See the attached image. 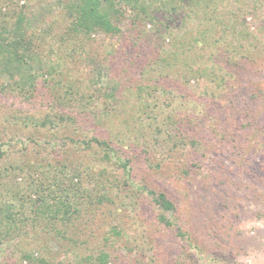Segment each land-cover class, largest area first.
<instances>
[{"label": "trees", "instance_id": "16d2710c", "mask_svg": "<svg viewBox=\"0 0 264 264\" xmlns=\"http://www.w3.org/2000/svg\"><path fill=\"white\" fill-rule=\"evenodd\" d=\"M122 6L131 13L123 28L116 22ZM61 9L66 27L57 34L53 22L31 30L23 11L12 21L9 11L0 10V76L6 81L0 82V94L40 100L48 108L35 117L9 114L0 105V244L40 228L71 242L83 200L91 205L111 200L101 194L89 199L80 184L82 175L93 177L83 165L92 155L104 165L102 171L110 165L121 170L117 181L148 197L159 210L158 223L198 252L196 238L176 223L177 206L168 195L135 181L134 162L144 156L146 168L159 169L166 161L172 176L189 177L199 156L217 151L215 141L209 146L196 136L201 127L220 133V141L226 134L240 136L241 154L264 152V0H71ZM96 33L120 44L103 59L109 71L105 92L92 87L94 75L87 67L76 70L83 62H100ZM190 81H202L204 90L183 92ZM234 89L247 92L250 114L247 109L233 114L228 93ZM65 130L58 147L53 141ZM23 139H43L45 145L28 159ZM155 151L160 160L151 156ZM70 166L74 173L68 179ZM253 174L264 182V166ZM17 178L21 182L14 185ZM109 232L120 234L115 225ZM21 258L48 264L26 251ZM106 259L99 253L81 261Z\"/></svg>", "mask_w": 264, "mask_h": 264}, {"label": "rangeland", "instance_id": "374dc122", "mask_svg": "<svg viewBox=\"0 0 264 264\" xmlns=\"http://www.w3.org/2000/svg\"><path fill=\"white\" fill-rule=\"evenodd\" d=\"M68 1L71 0H0V10L9 11L12 21L16 12L23 11L24 25L31 30L47 28L53 22L57 34L66 27L61 8ZM122 12L123 15L118 16L116 22L123 28L131 13L125 6H122ZM146 29L154 31L151 25H147ZM92 39L100 62H83L77 65L76 70L82 69L84 72L83 68L87 67L86 71L90 70L94 75L92 87L105 92L109 85V71L103 59L106 51H114L120 44L102 33L93 34ZM137 78L134 75L133 79ZM1 81L6 82L0 76ZM177 86L174 84V87ZM185 89L183 92L189 90L197 95L204 90L203 82L190 81ZM228 99L232 103L233 114L243 113L245 109L248 113L252 111L249 102L245 103V90H232L228 93ZM0 105L9 114L38 117L48 113V108L41 105L40 100L27 102L8 91L0 94ZM261 122L264 120L261 119ZM198 129L195 130L196 136L207 141L208 145L216 142L217 151H205L204 157L199 156V161L189 169V177L182 180L172 176L173 171L166 161L159 169L146 168L148 164L144 156H139L140 160L134 162L132 170L138 184L162 191L174 202L177 206L174 215L176 223L196 238L198 252L189 248L187 241L177 236L173 228L158 223L159 210L148 197L127 190L128 187L117 181H121V170L110 165L106 171H102L104 165L89 155L83 165L90 168L88 172L93 177L82 175L80 184L91 194L89 199L94 200L95 195L101 194L113 202L108 200L101 205H91L84 195L85 200L80 206L82 217L76 223L78 228L71 235V242L55 238L48 229L40 228L37 232L28 229L27 235L0 244V264H27L28 260L21 258L22 251L33 258L43 257L48 264H97L95 261L81 260L87 256L96 257L99 253L107 254L104 264H246L249 259L252 264H264V182L253 178L254 171L264 166V152H261L263 158L261 153L241 154L240 136H234L235 140L226 134L220 141V133L213 134L202 127ZM98 132L103 131L98 128ZM67 133V130L60 132L54 144L59 147ZM32 137L36 138L34 135ZM43 141L39 139L34 143L22 140L28 159L32 153L40 150V145H45ZM234 144L235 147H232ZM160 147V150L166 148L164 145ZM158 151L151 152V156L160 160ZM70 159L75 161L78 156L74 154ZM152 163H155L154 159ZM187 163L191 165L190 160ZM139 165H144V168L140 169ZM73 169V166L67 168L68 179L74 173ZM99 173L104 175V180L98 178ZM36 177H41L39 171ZM20 182V178L13 180L14 185ZM65 183L69 185L68 180ZM73 183H77L76 180ZM114 225L120 234L112 235L109 232L110 226Z\"/></svg>", "mask_w": 264, "mask_h": 264}, {"label": "clouds", "instance_id": "9594fccd", "mask_svg": "<svg viewBox=\"0 0 264 264\" xmlns=\"http://www.w3.org/2000/svg\"><path fill=\"white\" fill-rule=\"evenodd\" d=\"M246 264H252V260L249 259L248 261H246Z\"/></svg>", "mask_w": 264, "mask_h": 264}]
</instances>
